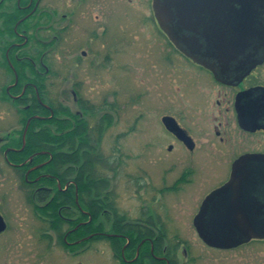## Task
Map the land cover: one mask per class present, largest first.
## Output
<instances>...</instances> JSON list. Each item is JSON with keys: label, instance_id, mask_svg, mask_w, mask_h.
<instances>
[{"label": "flooded vegetation", "instance_id": "1", "mask_svg": "<svg viewBox=\"0 0 264 264\" xmlns=\"http://www.w3.org/2000/svg\"><path fill=\"white\" fill-rule=\"evenodd\" d=\"M210 1L151 0L147 17L162 40L160 62L172 76L169 89L158 86L150 102L155 122L142 123L139 157H153L157 164L141 161L132 177L128 130L121 121L129 85L114 80V1L0 0V101L35 95L49 111L27 118L45 120L35 124L42 138L30 140L42 141L40 149L16 154L25 149L27 134L23 149V133L20 146L12 132L0 135V264H179L181 254L190 264L207 260L206 253L221 264H264V236L217 232L233 225L227 208L245 212L235 214L239 225L248 217L264 228V47L259 45L264 41L248 37L252 53L233 49L228 59L214 56L222 39H236L251 20L252 34L264 36V0H217L218 7L209 10ZM87 4L91 19L83 21ZM235 6L241 8L238 13ZM180 14L187 20L179 27ZM18 66L24 79L19 92ZM142 99L143 120L147 106ZM16 107L22 119L30 104ZM57 111L62 119L77 116V123L49 122ZM168 117L184 130L185 139L168 128ZM72 125L77 137L59 138L52 145H63L62 152L77 150V163L52 162L49 130L65 132ZM71 143L76 147L66 146ZM178 150L179 155L168 157ZM86 176L90 185L82 188ZM131 183L143 201L135 218L119 210L117 197ZM80 190L91 198L83 205ZM205 206V216L198 217ZM148 207L152 213H146ZM81 213L88 219H81ZM92 219L94 231L72 235ZM197 219L217 225L210 239L218 244L200 236ZM88 247L99 254L77 262Z\"/></svg>", "mask_w": 264, "mask_h": 264}, {"label": "rangeland", "instance_id": "2", "mask_svg": "<svg viewBox=\"0 0 264 264\" xmlns=\"http://www.w3.org/2000/svg\"><path fill=\"white\" fill-rule=\"evenodd\" d=\"M113 1L114 11L112 35L115 49L116 47L118 49V51L115 52L113 62L114 80L117 82L126 81L129 85L127 113H123L124 116L121 121L123 122V125H126L128 130L126 136L128 146L126 145V148H128L127 155L129 156L127 157V160L129 163V173L134 177L136 173H138L141 161H144V163L150 166L157 164V160L153 157H139L141 140L145 137L142 123L146 122V125L148 126L150 122H155L157 118L155 116L156 111L152 110L153 107L150 106V102H155L156 88H158V86L163 88L165 85L164 89H169L167 84L171 79L172 72L160 62V55L162 54L160 51L163 50L162 40L160 39L158 32H156V28L152 23V18L147 17L151 10V0H127L126 2H124V0ZM90 10H92L90 4H87V6L83 8V13L81 15L83 21L85 20V17L91 19V17H89ZM123 43L126 46L123 45ZM159 43H161V50H159L158 47ZM122 62L127 64L125 68H123ZM173 82L175 81L172 77V83ZM120 87L119 84V89ZM142 95L145 96L147 106V118L143 120L140 119L139 115V106L143 100ZM121 96L122 95L119 93V97L116 98L119 108H121ZM0 106V135H6L8 132H12L15 136L19 135V132L22 130L25 123L20 119L21 114L17 113L16 105L13 104L12 101H0ZM119 129L114 130L113 133H116ZM179 154V150L173 153L168 152V157H173ZM41 159L42 158L38 161H41ZM130 186L131 187L128 190H123L124 188L119 190L117 195L118 205L121 212H125L131 218H135L141 214L143 201L141 200L142 195L137 192V184L133 187L131 183ZM147 196L150 198L152 197V194H148ZM152 211V207H148L146 213L149 214L152 213ZM66 227L68 228L70 225L67 224ZM183 227L190 230V232H193V229L190 226H182V228ZM76 228L77 227L71 231L76 230ZM74 232L75 231L72 233ZM72 235H76V232ZM91 236L92 235L85 237L82 241L88 240ZM191 237L194 238L195 236ZM171 243L174 244L175 239L171 240ZM84 244H86V242H84ZM84 244L79 246L83 247ZM94 253L99 254L94 249L88 247L85 253L81 254L80 257H77V262H89V260L95 257ZM206 254L208 255L207 260L198 259L197 262L190 264H221L218 261H213L210 258L209 253ZM185 261L186 257L181 254L179 257V264H183ZM184 264H186V262ZM238 264L248 263L240 261Z\"/></svg>", "mask_w": 264, "mask_h": 264}, {"label": "water", "instance_id": "3", "mask_svg": "<svg viewBox=\"0 0 264 264\" xmlns=\"http://www.w3.org/2000/svg\"><path fill=\"white\" fill-rule=\"evenodd\" d=\"M185 2L186 1H183V2H180V3H185ZM212 6H217L218 7L217 0H211L210 3H209L208 9L209 10L213 9ZM242 9H244V5H243ZM183 10L185 11L186 9L184 8ZM240 10H241V8H237L236 6L233 8V11L236 12V13H238ZM222 15L225 18H228L231 14H229L227 11H225L224 14H222ZM239 17H240V15L238 14V18ZM186 20H187V16L185 14L178 15V22L177 23H178L179 27H180V25L183 26V24L186 22ZM20 21H19V23H20ZM253 23H254V21L251 20L250 23L248 24L247 28H245L244 32L239 30V36H237L236 39H225V38L222 39L221 40V44L217 45V50H216V53H215L214 56H216L218 59H228L231 56V52H232L231 50H233V49H236L234 51L236 53L237 52L241 53V54L243 52L245 54L252 53V51L250 49V46H249L250 43H249V41L246 38L250 37V38H259L260 39V36H261L263 38L262 40L264 41V36H262L263 32H258L257 35L252 34L253 33V26H254ZM238 25H239V22H238L237 26ZM184 28H186V27L184 26ZM262 29L264 30V24L262 25ZM167 33L170 34V32H167ZM259 45L261 47H264V44H260L259 43ZM196 47H197V45H195L194 49ZM257 60H259V59H256V61ZM16 80H18L17 76H16ZM33 118H39V116H33V117H30L28 119L27 124H26L25 129H24V132H23V140L24 141H23L22 149L24 148V146L26 144V134H27L29 125H30V123H31ZM167 119H168V121H166V122H167L168 128H170L171 130L177 131V133L180 136V138L185 139L184 130L182 128H180L179 126H175L173 124V122H172V118L168 117ZM40 166H42V165L40 164V165H38V166H36L34 168H38ZM234 175H235V173H234ZM206 207L207 206H205V208L203 207L201 209V212L199 214L200 216H198V217L203 218L205 216ZM225 212H226V216H230L231 217L233 225H231V226L227 225L226 227H224V228L220 229L219 231H217L218 233H222V234L234 233L235 236L243 234L245 236H248V238H251L252 236H264V228L259 229L255 225L251 224V222H249L248 217L246 219V224H240L239 225L238 223H236V215L235 214L238 213V212L245 213L243 210H241L239 208H235V209L234 208H227L225 210ZM196 227H197V230H198L200 236L203 239L207 240V242H210V243H212L214 245H216V244H218L220 242V241H212L210 239L211 235H212V233H214V229L217 227V225L214 226V225H210V224H205V223H202V219H201V221L199 219H197L196 220Z\"/></svg>", "mask_w": 264, "mask_h": 264}, {"label": "trees", "instance_id": "4", "mask_svg": "<svg viewBox=\"0 0 264 264\" xmlns=\"http://www.w3.org/2000/svg\"><path fill=\"white\" fill-rule=\"evenodd\" d=\"M20 11V9H19ZM21 26V25H20ZM18 72H19V83L18 85L16 86V89L17 91L19 92L21 90V87L24 83V79H23V75H22V72L20 70V67L18 66ZM34 92V90H33ZM44 99V98H43ZM11 100V99H10ZM12 101V100H11ZM13 104L17 105V104H25V103H29L30 104V107L29 109L25 110V114L23 115L22 117V121H25L27 120V118L32 115V114H39V115H48L49 114V111L46 110L37 100L36 96L34 95L33 98L31 99L30 97H27L26 95H24L22 98L18 99V100H15V101H12ZM74 116V115H72ZM76 118V120H74ZM74 119L73 118H69V119H62L61 118V114H59V112H55V115L51 118L48 119L49 122H59V123H70V124H73V123H77V116L75 117ZM45 120H42V119H37V118H34L32 120V123L29 127V130H28V133H27V145L25 147V149L22 151V152H16L17 154L19 153H28V149L33 147L35 149H40L42 148V141L39 140V145L35 143H32L30 140L31 139H41V132H36L35 130V124L37 123H43ZM65 132L64 130L60 129V128H54V129H50L49 130V135H48V139L50 140L51 144L50 146L54 147L55 150H52L55 157L54 159L52 160V162H56L57 164L60 163V162H65V163H71V164H75L77 163V150H73V152H62L61 150H59L60 148L63 147V145H60V144H57V143H54L52 145V143L54 142V140H58L59 138H65V137H77V126L74 127V125L72 126H69L67 128H65ZM71 131V132H70ZM70 132V133H69ZM22 133H23V130H21L19 132V135L17 136H14V137H17L19 139V143H17V146H20L21 144V139H22ZM13 136V135H12ZM82 137L84 138L85 135H84V131L82 133ZM66 146L70 147V149H73L74 147H76V144L75 143H71V144H67ZM79 158V156H78ZM81 158H82V154H81ZM52 168V167H50ZM91 181V178L89 176H86L85 178L82 179L80 185L82 186V188L84 186H89V182ZM90 196L88 193H84L82 190H80V203L83 205L85 202H89L90 201ZM102 201H106L107 199L103 198L101 199ZM57 208H55L56 210ZM92 211V209H90ZM114 211L117 212V209L114 208ZM81 219H88L87 215L81 213ZM92 217L95 218V214L92 213ZM94 224H95V219L90 222H88L87 224L83 225V226H80L77 231V236H82V235H85V234H88L90 233L91 231H94ZM88 229V230H87ZM74 232V233H75ZM73 233V234H74ZM83 244V243H82ZM81 245V244H80ZM79 246V245H77ZM149 248L148 246L145 247L143 246L142 247V250L144 249H147Z\"/></svg>", "mask_w": 264, "mask_h": 264}]
</instances>
